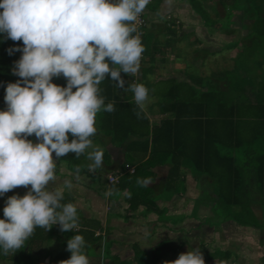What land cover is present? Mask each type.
<instances>
[{
  "label": "clouds",
  "instance_id": "9594fccd",
  "mask_svg": "<svg viewBox=\"0 0 264 264\" xmlns=\"http://www.w3.org/2000/svg\"><path fill=\"white\" fill-rule=\"evenodd\" d=\"M151 3L0 0V37L23 44L7 50L9 55L21 53L12 69L21 79L6 85V109L0 110V198L20 186L28 189L23 196L12 195L4 202L0 254L23 249L36 228L48 232L59 225L62 232L78 230L77 207L62 203L65 189L71 191L74 185L65 180L62 188L53 186L58 167L53 154L58 159L69 154L79 159L86 154L90 170L103 167L104 150L93 144L92 137L97 134L98 113L114 111V104H106L101 95L99 86L106 79L123 92H131L134 105L144 108L149 90L137 82L145 49L133 34L138 18L143 12L146 17ZM122 73L131 77V83ZM60 77L66 86L52 82ZM33 135L35 142L28 139ZM137 183L149 186L151 181L138 179ZM111 195L110 190L105 193ZM84 248L83 236H72L66 248L70 258L61 264H90ZM166 264L205 261L197 247Z\"/></svg>",
  "mask_w": 264,
  "mask_h": 264
},
{
  "label": "trees",
  "instance_id": "16d2710c",
  "mask_svg": "<svg viewBox=\"0 0 264 264\" xmlns=\"http://www.w3.org/2000/svg\"><path fill=\"white\" fill-rule=\"evenodd\" d=\"M160 2L156 0L154 4L153 1L154 7L151 3L150 9L153 7L157 11ZM226 4L219 0L215 16H223ZM231 10L241 11L237 26L239 33L245 32L242 37L229 43V48L237 50L231 59L232 68L221 72V76H210L204 84L203 77L192 75H188L185 81L173 78L159 81L164 84L163 91L155 89L157 94L153 93V96H158L153 105L160 117L157 123H150L145 109L141 110L134 105L131 92H123L108 79L99 86L105 103L112 102L114 111L98 113L97 134L92 137L93 144L104 150L103 157L105 149H112L113 146L127 149L124 167L131 164L133 173L125 174L114 188L123 189L122 193L126 192L124 195L131 211L143 208L145 212L155 214L161 222L159 210L162 208L157 204V198L152 201L149 197L151 189L139 185L137 191L144 194L139 198L135 196L136 189L130 188L132 183L138 184L136 180L140 177L143 180L142 176L145 179L153 178L154 182L158 174L154 169L160 166L167 168L164 192L172 191L175 183H181L185 193V177L189 171L190 180L196 183L194 191L190 190L196 194L202 192L216 215H232L235 216L237 226L257 228L256 210L252 207V204H256L264 219V0H233L231 9L224 13L227 20L231 16ZM199 12L206 16L204 18H210L203 9ZM216 27L229 35V27ZM142 29L144 33L140 39L145 49L142 59L152 61L153 58L154 61L155 56L164 51L155 39L158 30L155 29L150 34L146 31V26ZM15 47H23L22 41L14 42L0 37V110L6 109V85L21 79L12 74L14 63L19 60L21 53L9 55L7 51ZM139 73L141 78L137 83H142L149 89V70L142 65ZM121 75L131 83V77L123 73ZM218 77L220 79H216ZM52 82L66 86L63 77L54 78ZM28 139L34 142L36 140L34 135ZM135 149H142L143 155H148L147 163H137L131 157L132 153H136ZM62 158L72 166L71 172L77 175L82 174V169H89V164L85 162L74 165V154ZM149 164L153 166V174L150 173ZM202 178L207 181L200 188L197 183ZM143 188L147 190L140 191ZM127 193H131L128 194L129 197ZM1 212L0 206V216ZM67 233L69 235L75 232ZM81 233L84 238L85 233ZM35 237L32 234L25 244L30 246L38 240ZM87 240L95 242L97 238L93 233H88ZM26 249L28 251L29 248ZM70 255L67 250L58 253L49 264H61ZM226 257L227 255L220 259L224 261ZM18 258L9 260L20 264L17 262ZM0 259L5 261L6 255L0 254Z\"/></svg>",
  "mask_w": 264,
  "mask_h": 264
},
{
  "label": "crops",
  "instance_id": "0c3cea01",
  "mask_svg": "<svg viewBox=\"0 0 264 264\" xmlns=\"http://www.w3.org/2000/svg\"><path fill=\"white\" fill-rule=\"evenodd\" d=\"M160 1L161 2L158 4V6H160V10L157 9V11H155L153 10V7L151 9L150 7H146V31L152 34L155 29L158 30V28L163 25V20L165 19V17H168L175 20L174 23L176 24V26L172 30L178 31V33L172 36V33L169 32L170 34L165 35L164 40L166 44L164 46H161V42H159V47L161 46L164 51L161 55L158 53L155 56L154 61L153 58L152 61L146 58L147 60L145 61L144 68L149 70L147 81L154 87V89H159L161 85L159 81H166V79L173 78L182 81L187 80L188 75H192L188 73L191 70L190 68L193 67V65H198L199 59L198 55L197 57L190 59V55L199 54V52L201 51L203 53L219 54L222 51L221 45L223 46L226 38L229 39L231 37H235V40H237L238 37H242L245 34V32L239 33V28L237 26V23L239 22L237 17L241 14V12L237 13L235 11L234 16L232 15L233 18H229L227 20L226 17H224V13H226V10H228L226 9L223 12V17H221L222 15L220 16L221 19L223 18L227 22V25L230 26L228 28V30L230 31L229 35L216 27L217 25H220V22L217 20V16H215L218 9L217 0H194L202 7L204 11L206 10L208 12L211 18L210 21H208V25L200 17L194 16L196 14L188 13L190 10L189 8L191 7L189 4L190 0H171V3H169L168 0ZM208 1H210L211 5L206 4V2ZM229 8L231 9V4H229ZM232 12L233 11L231 10V14ZM158 34L159 31L156 36H158ZM177 36H179V40ZM191 37L193 38V41L191 39L193 43L191 45L185 42H183L182 44L178 43V41H189ZM180 38L183 40H181ZM185 44L189 46L188 50L192 48L190 50L191 52L186 55H184L183 52L180 54L181 51H184ZM232 50L236 51L235 48H232ZM162 73L166 74L165 77L162 75ZM161 75L163 77H161ZM160 77L163 80H160ZM153 87L151 89H153ZM155 102L156 97L150 95L149 100L145 104L149 106L147 111H144L148 114L150 123H153V119L160 118L159 115L156 114L157 112L153 107ZM135 150L136 153H132L131 157L136 159L137 163H147L148 155L144 156L142 153V149ZM66 157L67 156H65V158ZM126 157L127 149H122L119 146H113L112 149H105V157H103V167H101L103 168V173L97 174L95 173L94 169L92 172L93 174H88L84 179H81V175L79 177L74 172H71V165L65 162L63 158H56L53 154V158L54 160H56L58 166L55 173L56 180L53 186L62 188L65 180H71L74 185L73 189L70 191L72 196H74V199L76 198L77 201L84 203L82 209L80 210L81 214L79 216L86 222H90V228L85 229L86 233L84 236V240H87L88 233H93V236H95V234L99 231L100 236H95L100 241L97 246H94L96 251L102 250L104 248V244H106L107 241L115 243L114 249L111 252L112 256L110 261L107 262L106 260L109 259L102 260L101 257L95 256L93 258H89L90 264H119L120 260L133 261L135 263L136 259H134L133 253H131L133 250V246L131 244H137V249H139L143 256V258L137 260L138 262L136 264H140V260L141 263L145 264L144 256H147L150 254V252H153V246H155L157 249L160 248L159 250L166 252V250L163 249V245H165V242L169 244V246L170 244H173L171 247L175 246L173 253H175L179 257V255L183 253V248L176 246L177 242H182L183 239H186V237H188L189 240L191 237L189 228L186 227L185 224H180L179 227L174 230L178 231L180 229H185L184 233H172L173 236L176 237L175 240L172 237H168L166 235V229L164 226L166 224L159 225V223L161 222L157 221V217H153V215L149 217L150 219H146V217L144 216L142 217V213L144 210L143 208H139L136 211H131L129 209V204L126 202L124 193L121 194L117 202L111 201L109 196L104 195V193L106 192L105 191L103 193V191L106 190V188H104V185L107 184L108 175H116L119 182V180H121L125 174H131L130 171L133 170L131 164H126V167H124V164L126 163ZM79 161H81V158L76 159L73 164L75 165V163ZM149 170L150 173L153 174V166H151V164H149ZM166 170V167H155L154 171H156V173L158 172L157 177L154 181L155 183L158 184L165 176H162L160 171ZM142 177L144 178V176ZM185 178L186 192L184 193V195H176L177 197L175 198V200H171V203L169 204L174 210H176L178 216L179 213L186 212L185 210H181L180 207L181 204L185 202L186 198H192L196 195V192H193L194 187H191L190 185V178L188 173ZM95 180L97 182L93 183V181ZM150 181L151 184L149 185V188L153 190V178L150 179ZM191 182L193 183V185H195L193 181ZM28 187L30 188V185ZM190 189H193V191ZM27 190V188L20 186L6 193L3 201L0 198L1 210L3 211V207L5 206L4 202L9 196H23L24 194H26ZM68 192L69 191L65 189L64 194L67 195ZM67 196L68 200L70 201V196ZM179 198L180 200H177ZM64 199L62 203H64ZM255 213L257 216H261L262 214L261 210H258V212L256 211ZM115 215H117V217ZM121 215L126 216L128 218V221L125 222L124 220L120 219ZM113 216L115 217L112 219ZM115 218L118 219L115 220ZM150 220H153V231L149 230V225L151 224ZM92 222L97 223L98 227H93ZM78 225V230H73L72 232L79 234L81 228L79 223ZM51 229L53 230L55 235H60V233L62 232L59 225H56ZM256 232L257 231L252 228L245 229L244 227H239L234 223L230 224L227 222L223 223L218 229L216 227L208 228L206 230L204 229L202 232H200V234L197 235V239L191 240L192 248L195 249L197 247H200L202 243V245H204L203 250L211 252L212 249L217 248L220 251L229 253L226 257V260L224 261L220 258L219 260H216L215 258L214 260H212L211 257V259L208 258L207 260H204L205 264H264V244H262L259 233ZM214 236L216 244H214L212 241ZM208 240H211L209 242L211 245L207 246L205 245V243L207 244ZM41 243L42 241L39 240V243L37 244L42 245L43 243ZM40 249H43V247H41ZM25 250L27 251V249ZM30 250L31 248L28 249V251ZM161 254L163 253L161 252ZM29 255V253H25L26 257L31 258V256ZM41 259L40 264L42 263ZM162 259L164 261V264H166L167 260H165L163 256ZM10 264H14V261L11 260Z\"/></svg>",
  "mask_w": 264,
  "mask_h": 264
},
{
  "label": "rangeland",
  "instance_id": "374dc122",
  "mask_svg": "<svg viewBox=\"0 0 264 264\" xmlns=\"http://www.w3.org/2000/svg\"><path fill=\"white\" fill-rule=\"evenodd\" d=\"M153 1L155 4L156 0H153ZM217 1L219 2V0H217ZM221 1L225 4L228 3V4H226L227 5L226 9H229V4H231L233 2V0H220V2ZM189 4L191 6L189 8L190 9L188 12L189 14L190 13L196 14L194 16L200 17L206 23H208V21H210L211 18L206 19V18H204L206 16L202 12H199L202 10L201 9L202 7L200 5H198L197 3L195 4L191 1H189ZM206 4L211 5L210 1L206 2ZM152 6L154 7L153 3H152ZM147 7H150V4ZM157 9L160 10V6H157ZM205 12L208 13L206 10H205ZM234 12H235V10L232 12L230 18H233L234 14H235ZM237 12L240 13L241 11L237 10ZM221 17H223V16H221ZM221 17L220 16L217 17V20L220 22L219 24H220L221 28L226 29L227 27H230L229 25H227V22L223 18L221 19ZM174 21L175 20L173 18H168V17L166 18L165 17V19L163 20V25H161L158 28L159 34H158V36H156L157 34L155 35V39H158V43L161 42V46H164L166 44L165 40H164L166 34H170L169 32H171L172 33L171 35L173 36L174 34L178 33V31L172 30L176 26ZM231 21H232V19H231ZM178 23H180V22H178ZM177 37L179 40V36H177ZM191 39L193 41V38L191 37L189 39V41H178V43L182 44L183 42H185V43H189L191 45V44H193ZM181 40H183V39H181ZM234 40H235V37H231L229 39L226 38V41H224L223 46L221 45L222 51L219 54L203 53L201 51V52H199V54L190 55V59L197 57V55H198L199 59H198V65H193V67L190 68L191 70L188 73L192 74L193 77H203L204 78L203 84H204V83H206V81H208L210 76H213V75L215 76L217 74L219 75L223 71L230 70L232 68L231 58L234 57V53H237V50L234 51V50H232V48H229V43L234 42ZM188 48H189V46H187V44H185L184 45V51H181V49H180V51H181L180 54L183 52V54L186 55L189 52H191L190 50L192 48L190 47L191 49H189V50H188ZM146 60L147 59H144V58L142 59L141 66L143 65V67H145V61ZM141 66H140V69H141ZM150 72H151V70H150ZM162 75L165 77L166 74L162 73ZM162 75H161V77H163ZM219 76H221V74ZM161 77H160V80H163ZM216 79H220V77H218ZM152 87L153 86L150 84L149 89H148L149 90V98H150V95H153V93L157 94V91L155 89H151ZM163 87H164V84L161 83L158 92L160 90L163 91ZM150 91H152V92H150ZM149 98H148V100H149ZM156 100H158V96L156 97ZM144 109L147 111V105H144ZM157 121H158L157 118L153 119V123H157ZM94 145L101 148L100 146H98L96 144H94ZM81 162H85L89 165L91 164V161H89L86 158V155H83L81 158V161L75 163V165H78ZM102 170H103V168H96L95 173H97V174L103 173ZM81 171H83L81 174V179H84L85 176H87L88 174H93L92 173L93 170H90V169H82ZM160 172H161L162 176L166 174L165 171H160ZM187 173L190 175L189 171ZM78 176L80 177V175H78ZM165 178H166V176L164 178H162L158 184L155 182L153 183V190L151 189V191L149 193V197L151 198L152 201H153V199L156 200L155 198H157V204L159 205V207L162 208L161 210H159V211H161L159 213L160 221H161V223H159V225L166 224V225H164L165 229H166L165 233L168 237L170 236L176 240V237H174L172 233L180 234V233L185 232V229H180L178 231H174L177 227H179L180 224H185V226L189 228V233L191 235L190 239L188 240V237H186V239H183L182 242H177V245H176V246L183 248V251H182L183 253H186L187 251L193 249L191 240L197 239V235L200 234V232H202L204 229L206 230V229L212 228V227L213 228L216 227L218 229L223 223H227V222L230 224L231 223L236 224L235 223V216H232V215L218 216L219 214L216 215L215 210H213V208L207 204V201H206L207 198L199 190H198L199 191L198 194H196L192 198H189V197H188V199L186 198L185 202L183 204H181V206H180L181 210H185L186 212L185 213H183V212L179 213V216H178L176 213V210H174L169 204L171 203V200H175V198L177 197L176 195H178V194L184 195V191L182 190L184 185H181V183H175L176 186L173 187V190H176L177 191L176 193H173L172 192L173 190L164 192V190L166 189V188H164V185L166 183ZM144 179H145V177H144ZM189 181H190L191 187H194L191 180H189ZM206 181H207L206 178H202V179H200L199 183H197V184H199L200 188H202L203 186H205ZM96 182H97L96 180L93 181V183H96ZM114 185H116V184H114ZM114 185L105 184L104 188H106V190H104L103 193L105 191L107 192L110 190L112 192V195L109 196L110 200L113 202H117V200L120 198V196L122 194L123 189L114 188ZM138 186H139V184L132 183L130 185V188L136 189L134 191L135 196L137 195L139 198H141V196H143L144 194L142 195L141 193H139L137 191ZM156 186H160V187H156ZM147 187H149V186H147ZM145 190H147V188H143L140 191H145ZM132 191L133 190H131V193H132ZM105 193H104V195H105ZM123 193L126 195V192H123ZM131 193H127V196L129 197L128 194H131ZM67 195L70 196V201L68 200ZM67 195L64 194V197H65L64 204L73 203L77 207V209H78V223L80 224V228H82V230L79 232V235L83 236V233H81V232L86 233L85 229L90 228V222H86L84 219H82L79 216L81 214L80 210L82 209L84 203L77 201L76 198L74 199V196H72L70 191L67 193ZM1 199L3 201L4 197H2ZM177 200H180V198ZM189 200H191V201H189ZM252 207L254 210H256L258 212V210H257L258 205L252 204ZM151 213H147L143 210L142 217L144 216V217H146V219H148L151 215H153V217H157L155 214H153V213L151 214ZM115 216L117 217V215H115ZM115 216H113L112 219ZM256 217L258 219L257 222H258L259 227L254 228V227L246 226L245 229H251L252 228L255 231H257L256 233H259V237H261L260 239L262 241V244H264V224H263L264 219L262 218L263 215L261 214V216L258 215ZM2 218H3V211L1 212V216H0V219H2ZM116 219H118V218H115V220ZM120 219L124 220L125 222L128 221V218L126 216H123V215H121ZM150 221H151L150 222L151 224L149 225V227H150L149 230L153 231V229H154L153 225H152L153 220H150ZM157 221H158V219H157ZM219 223H221V224H219ZM92 225L95 228L98 227V224L95 222H92ZM168 231H169V234H168ZM33 234L36 236L35 238L38 240H36L34 243H31L30 246H29V244H25V247L23 249L18 250L15 254L10 253V254L6 255L7 259L5 261L0 259V264H10L11 260L9 261V258L12 259L13 257H15V258L20 257V258H18V261H17L20 264H40L41 258H42L41 264H48V263H50V261L52 260V258L56 254L66 251L68 239L72 238V236H74V235H77L76 233H74V234L69 233V235H68V233H66V232H61L60 235L59 234L55 235L52 229H50L47 232L41 228H38L36 231H34ZM39 240L42 241V243H43V244L41 243L42 245L37 244V243H39ZM85 241H87V242H85V248L83 249V251L88 256V258H93L96 256V257H101L102 260L109 259V260H106L107 262L110 261L111 256H112L111 252L115 246L114 242L107 241V243L104 244V248L102 250L96 251L94 246H97V244L100 243V241L98 239L95 242H90V240H85ZM210 241L211 240H208L207 244L205 243V245H207V246L211 245L209 243ZM212 241L214 244H216L215 243V236L212 239ZM131 245L133 246V250L131 253H133V256H134V259H136V262L134 263L133 261H127V260L122 261V260H120L119 264H136L138 262L137 260H139L140 258H143L142 253L139 251V249H137L138 245L137 244H135V245L131 244ZM172 245L173 244H170V246H169V244H167L165 242V245H163V249L166 250V252L159 250L160 248L157 249L155 246H153V252H150L149 255L144 256L145 264H154L156 262H157L156 264H164L162 256L164 257L165 260H167V262H171V261L176 260L178 258V255L173 253L175 246L171 247ZM203 246L204 245H202V243H201V246L199 248L201 249L204 260H207L208 258L211 259V257H212V260H214V258L216 260H219L220 257L229 254L228 252L225 253L224 251H220L217 248L212 249L211 252L207 251V250H203ZM27 247L29 249L31 248L30 251H27L30 254L29 256H31V258L25 256L26 252L24 250ZM41 247H43V249H40ZM161 252L163 254H161ZM46 256H47V258H46ZM6 261H9V262H6ZM139 263L143 264V263H141V260L139 261ZM114 264H117V263H114Z\"/></svg>",
  "mask_w": 264,
  "mask_h": 264
},
{
  "label": "built area",
  "instance_id": "2783aa9c",
  "mask_svg": "<svg viewBox=\"0 0 264 264\" xmlns=\"http://www.w3.org/2000/svg\"><path fill=\"white\" fill-rule=\"evenodd\" d=\"M152 1V0H151ZM146 26V19L144 18V12L140 15V17L138 18L137 22H136V33H134L133 35H138L139 38L141 37V35L144 33L143 31V27ZM136 76V75H135ZM135 82V80L133 81ZM131 173L133 172V170L130 171ZM107 182L108 184H115L118 182V177L117 176H113V175H108L107 176ZM100 232L98 231L95 236H99Z\"/></svg>",
  "mask_w": 264,
  "mask_h": 264
}]
</instances>
